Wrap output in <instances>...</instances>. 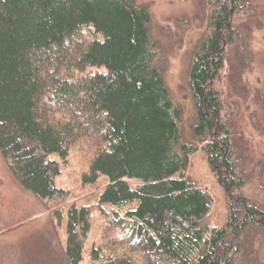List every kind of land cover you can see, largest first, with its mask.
<instances>
[{"label": "trees", "instance_id": "1", "mask_svg": "<svg viewBox=\"0 0 264 264\" xmlns=\"http://www.w3.org/2000/svg\"><path fill=\"white\" fill-rule=\"evenodd\" d=\"M207 1L208 32L189 73L197 145L184 139L165 51L137 0H0V155L66 220L69 264H241L243 237L264 228L261 174L246 178L240 167L221 97L228 49L237 47L239 68L250 63L238 52L254 8ZM80 142L92 153L82 185L103 182L96 208L118 240L91 244L92 207L69 205L57 183ZM200 150L228 197L238 193L222 227H210L212 198L187 177Z\"/></svg>", "mask_w": 264, "mask_h": 264}, {"label": "rangeland", "instance_id": "2", "mask_svg": "<svg viewBox=\"0 0 264 264\" xmlns=\"http://www.w3.org/2000/svg\"><path fill=\"white\" fill-rule=\"evenodd\" d=\"M243 1L252 4L254 11L252 9L249 21L240 25L248 43L245 42V48L238 54L249 56L250 63L245 69L239 68L233 62L237 54L233 48L237 47L228 49L231 62L222 76L221 97L233 145L238 150L237 161L246 172V178L255 173L258 178L261 174L258 187L264 191V0ZM137 3L149 11L152 37L165 51L163 74L175 104L182 111L184 139L198 145L201 141L196 140L193 132L197 109L190 90L189 73L197 47L208 32V1L137 0ZM88 148L87 142L76 145L57 183L72 193L69 205L87 203L92 207L94 224L90 243L99 245L111 239L118 240V237H114L116 230L106 225L104 214L96 208L103 182L82 185V176L89 171L92 156ZM187 177L205 188L212 198L213 206L207 220L210 227L225 225L229 198L234 199L238 193L230 192L232 197L230 194L228 197L202 150L192 156ZM257 192L255 188L254 193ZM243 239L241 264H264V228L257 226L249 239L248 234ZM0 264H69L66 220L58 223L44 202L21 187L1 155Z\"/></svg>", "mask_w": 264, "mask_h": 264}]
</instances>
